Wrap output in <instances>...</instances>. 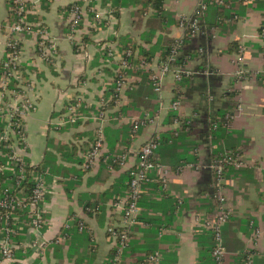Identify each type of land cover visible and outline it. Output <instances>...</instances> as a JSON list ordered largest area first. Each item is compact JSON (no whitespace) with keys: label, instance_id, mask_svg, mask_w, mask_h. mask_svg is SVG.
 <instances>
[{"label":"crops","instance_id":"1","mask_svg":"<svg viewBox=\"0 0 264 264\" xmlns=\"http://www.w3.org/2000/svg\"><path fill=\"white\" fill-rule=\"evenodd\" d=\"M76 1L30 0L32 14L40 18L57 41L58 56L54 63L40 60L35 36L18 35L22 44V68L26 79L34 84L33 94L38 95V107L28 116L25 125L28 157L35 164L42 163L45 151L54 150L50 142L75 144L81 157L93 145L100 124L106 134L117 133L127 124H134V128L126 130L131 136L128 144L120 140L114 145L117 158L113 162L120 160L121 164L117 168L110 167L98 174L102 163L106 164L113 156L106 139L103 154L90 169H85L83 163L62 162L82 170L83 174L80 178L74 177L69 191L58 176L48 182L47 224L43 230L48 248L44 256L35 248H28L30 252L24 264H105L114 248L107 229L111 225L121 226L123 216L113 199L104 201L103 194L111 192L110 188L121 175L136 164L140 148L153 135L178 128L183 121L190 124L188 140L194 146L188 152L196 154L198 160L178 167H172L170 162L162 164L167 168L165 178L157 169L151 171L153 179L143 188L142 218L132 227V245L126 263L137 264L139 258L154 248L161 258L159 263L150 264H198L202 252L214 244L213 234L201 221L216 212L219 196L224 194L225 206L231 212L223 226L228 264H235L236 258L243 254L252 258L253 264H264V51L261 50L264 40L259 32L264 25V9L248 10L241 17L217 22L212 9L206 8L201 15L204 18L200 31L180 52L181 56L191 54L182 67L183 85L173 73H168L160 92L150 90L153 96L141 95L137 110L116 116L115 109L130 102L126 88L142 81L137 72L156 71L163 61L157 51L150 62L143 64L144 54L136 47L119 106L114 109L107 106L102 120L90 118L61 125L60 119L74 99H81L90 107H99L103 99L107 102L111 99L106 97V91L113 86L107 88L106 82L114 76L100 70L103 63L98 55L114 36L131 38L137 46L149 49L166 36L177 39L184 35L180 25L168 19L158 18L156 25H149L155 10L149 8L140 13L142 0H126L128 5L120 8L117 18L109 13L112 9L98 0L92 4L96 11L103 12V21L96 26V11L86 12L77 39L83 40L84 35L90 38L78 50L77 44L67 36L69 15L65 9ZM163 8L177 19L190 18L199 11L200 0H165ZM12 23L8 0H0V64ZM152 31L151 43H146L144 37ZM235 44L240 47L239 51ZM112 61L119 62L107 59L105 64L111 68ZM241 69L243 74H239ZM174 102H179L177 109L172 108ZM171 111L178 115L172 124L166 121ZM225 113L229 116L227 123L213 128L214 122L220 121ZM233 150L241 153L244 166L226 168L219 187L213 164L221 153ZM156 155L161 161L157 151ZM89 197L90 202L99 201V204L85 208ZM72 215L82 218L90 229V248L84 242H67L64 231ZM36 236L33 234L31 238ZM54 243L62 245L63 250H54Z\"/></svg>","mask_w":264,"mask_h":264},{"label":"built area","instance_id":"2","mask_svg":"<svg viewBox=\"0 0 264 264\" xmlns=\"http://www.w3.org/2000/svg\"><path fill=\"white\" fill-rule=\"evenodd\" d=\"M82 4H73L69 12V33L68 38L77 44L78 50L83 48V41L77 39L79 25L84 19L88 10L96 11L92 3L98 0H83ZM101 1V0H100ZM249 0L248 2H252ZM16 19L11 25V36L7 41L6 52L1 62L2 74L0 75V172L10 173L11 176L7 185L0 184V264H14L17 261L16 250L21 248L25 253L28 248H35L37 252L44 256L47 250V241L44 240L43 229L47 224L45 217V201L50 192V185L47 182L46 174L35 169L27 171V167H33L37 164L27 161L28 143L26 134V120L38 107V95L33 94L34 84L26 79L24 69L22 68L21 55L22 44L19 34H28L36 37L38 57L46 63H54L58 56L57 41L52 37L49 30L42 25L40 21L32 22L28 15L32 13L30 0H13ZM207 4L205 0H200L199 11L190 18H183L180 27L184 30L189 29L190 36L193 37L200 31V18ZM112 14V11L109 10ZM96 23L98 26L103 21V12L96 11ZM184 36V35H183ZM182 36V37H183ZM181 37V38H182ZM181 38L175 42L171 53L158 66L156 71H152L151 80L155 91L160 92L162 80L168 73H173L176 80H181L185 72L183 66L177 65L176 60L183 47ZM118 42L110 41L104 45L107 49L109 59H117L120 63L118 71L132 67L129 57L133 50L129 49L126 56L118 50ZM242 49V48H241ZM244 49V48H243ZM242 49V50H243ZM108 59V60H109ZM146 64L144 60L142 62ZM116 72V71H115ZM240 70L239 74H243ZM107 80L106 87L114 85L117 92L115 104L118 107L123 97V89L126 77L117 80ZM101 110L88 114L81 113L82 100L74 99L67 106V111L60 119V124H75L82 119H103L106 116L108 102L103 99ZM179 102H174L173 109H177ZM86 107V106H85ZM229 116L226 117L228 120ZM227 123V122H226ZM218 123H214L213 128H217ZM159 145V135L149 139L139 150L138 160L130 168L131 180L129 183V192L126 197L119 198L114 204L121 208L123 221L121 230L118 226L111 225L107 231L112 240H114V253L108 258L106 264H122L123 254L129 245L132 227L138 222L140 214L139 199L141 196L143 184L149 180L152 170L157 169L161 176H167V168L162 166L156 155ZM105 146L104 126L100 124L96 130V138L91 146L83 155L85 169H90L95 165L97 159L103 154ZM240 168L244 166V159L241 153L228 151L221 153L216 157L213 164L218 186L221 187L224 180V172L228 167ZM31 176L33 188L30 193H25L21 188L23 181ZM219 206L214 214H209L203 218L198 217L197 222H203V225L213 234L214 246L212 255L214 264H226L227 249L224 243L223 226L230 218V210L225 206L226 196H219ZM24 225L29 226V233L36 234L35 238H28V241L17 244L13 237L20 234ZM30 236V235H29ZM65 239V237H63ZM58 241V240H57ZM161 254L154 252L150 254L142 264L159 263ZM246 264H253L252 258H248Z\"/></svg>","mask_w":264,"mask_h":264},{"label":"trees","instance_id":"3","mask_svg":"<svg viewBox=\"0 0 264 264\" xmlns=\"http://www.w3.org/2000/svg\"><path fill=\"white\" fill-rule=\"evenodd\" d=\"M43 1H46V0H43ZM164 1L165 0H142L143 7L141 8V10H139V12L143 13L144 11H146V9H149V8L155 10V13H153V15L149 18L150 20L148 21L149 25H152V26H154L158 23V18H161L162 20L168 19L170 23H176L177 25H180L182 19H177V18L173 17L170 13L164 11V8H163L164 7ZM248 1L249 0H205V2L207 4V9L208 8L212 9L213 14H214L217 22L220 21V19L233 20L237 16L241 17L244 14H246L248 12V10H253V9H257V8L264 9V0H253L252 2H248ZM83 2H84L83 0H78V1L74 2L73 4H82ZM127 3L128 2L126 0H102V5L106 6L107 8L112 9V14L116 18L119 17L120 8L122 6H127L128 5ZM8 4L10 5L11 16L13 18V21H15L16 14L14 12L13 0H8ZM73 4H71L65 8L68 15H69V12H70ZM34 16L35 15H33L32 13L29 14L28 19L32 22L40 21V18L34 17ZM199 18H200V24H201L204 17H201V15H199ZM83 20L79 25V29L82 28ZM259 32L263 36V40H264V25L262 27H260ZM153 35H154V31H152V33H149L148 35H146L144 37L145 42L151 43V39H152ZM89 38H90L89 36L84 35L82 41L86 42L89 40ZM191 38L192 37L190 36L189 29L185 30L184 36L181 38L182 44L184 45V44L189 43ZM117 40H118V45H117L118 50L120 52H122L125 56H126V53L129 49L133 50V54L129 57L130 61H132V58L134 57L135 48L139 47L141 53L144 54L145 61L150 62L152 60V58L156 55L157 51H159L161 53V58L163 60L165 58H167V56L171 53L172 47L175 44V42L178 40V38L175 39V38H170V37L166 36L161 41H157L149 49H147L143 45L137 46L135 44V42L132 41L131 38H127L124 36H116V37L114 36L112 38L113 42L117 41ZM235 47L239 51L240 47H238L237 44H235ZM261 50L264 51V46H261ZM189 56H191L190 53H187L183 56L179 55L177 60H176V64L180 65V66H184L186 64L187 60L189 59ZM98 59L101 61V64L103 63L101 65L100 70L102 72L106 71L107 73L114 76L113 77V79H114L113 83H116L117 80H119L123 77H127V75L129 73H131L130 69H123V70L118 71V68L120 65L119 62H115V61L113 62L112 61L113 66H111V68H110V66H108V63L105 64L107 59H109L106 48H103L102 50H100V54L98 55ZM109 60H112V58ZM111 69H112V71H111ZM137 73L139 75H141L142 81L137 82V83H131L128 86V88H126L125 93L129 97L130 102L125 107L119 106L118 108H116L114 111V114H116V116H119L122 114H129V110H137L138 106L140 105L139 97L141 95H145L147 97L153 96V94H150V90L151 91L154 90V86H153V83L151 80V74H152L151 69L140 70ZM1 74H2V65L0 64V75ZM179 81H180L179 84L183 85L184 81H182V79ZM114 85L115 84H113L112 85L113 87L108 88L106 91V97L109 99L111 98L108 101V108H110V109H114L116 106L114 101L117 97L116 96L117 92H115V90H114ZM177 95H179V93ZM102 107L103 106H99V107L86 106L85 107V104H82L81 113L89 115L91 112H97V111L101 110ZM225 117H226V113L222 114V116H221L222 119L217 122L218 125L219 124H221V125L225 124V122H226ZM177 118H178L177 113L175 111H171L168 114L166 121H167V123L172 124ZM79 122H80V120L78 122H76L75 124H77ZM187 127L190 128V124L187 123V121H183V123L181 124L180 127L175 128V129H169V130H166V131L160 133L159 145H158V148L156 151L161 156V161H160L161 164H166V162H170L172 167H178V166H181L183 164H187L189 162H191V163L197 162V160H198L197 155L196 154H190L188 152L194 146L188 140L189 134H187ZM131 128H134V124H129V125L127 124L126 126L123 125L122 128L117 130V133L110 131V133L106 134V132H104V137H105L106 141L108 140V142L111 145L110 150H112V151H109V153L112 154L113 156L109 159V162H107L106 164L102 163L100 172L98 174H101V173L108 171L110 167L117 168L118 166L121 165L120 160H116L117 162H113V159L117 158L116 157L117 151H114V147H115L114 145L116 142H118L120 140H122L123 142H127V144H128V142L131 140L130 139L131 136L129 133L128 134L126 133V130L127 129L130 130ZM155 136L156 135H153L152 138H154ZM95 138H96V134H95ZM188 142L191 143V145H189ZM49 144H50V146L54 147V150H52V151L46 150L45 151V158L42 161V163L37 164L33 167H27V171H29L31 169H35L38 172H41L44 174L48 170L49 172H48V174H46L47 182L51 183L53 176H58L60 181H63L67 184L66 190L69 191L71 186H72L71 181L75 178L76 179L80 178L82 176L83 172H81L82 170H80V169H76V168H73L71 166H67V165L63 164L62 162H66L69 165H70V163H75V164L81 165L82 163H84V157H83L84 154L81 156L82 158L78 156V150H77V146L75 144L66 143V142H52V143L50 142ZM0 148L2 149L3 146L0 145ZM179 149H181V151H177ZM86 151H84V152H86ZM233 152H239V151L233 150ZM0 158L3 159V157L1 155H0ZM27 161H28V163L31 162L29 158H27ZM10 176H11L10 173L3 174L2 172H0V184L1 185L9 184L7 182V179L9 180ZM151 179H153L152 175H150L149 180L143 184V188L145 187V185L149 184V181ZM130 180H131V176H130V169H129V170L125 171L121 175L119 180H117L113 184V186L110 188L111 192L108 191V192H105L103 194V197H102L103 200L106 201V200H109L111 198V199H113V202H115L119 198L126 197L128 195V192H129ZM89 181H90V179H89ZM33 186H34V184H33V181L31 179V176L28 175V177L23 181L21 188L24 189L23 191L27 194V193L31 192V189L33 188ZM143 188H142L141 196L139 199V205L142 207L144 206ZM97 204H99V201L90 202V197H89L87 199V202L85 203V208H91L92 206L96 207ZM100 207L102 208V206H100ZM101 208H100V210H101ZM141 218L142 217L139 214L138 219H141ZM70 219L71 220H70L69 226H67L65 228V231H64V234L67 237V242L68 243H77V244L84 242L90 248V229L88 228L87 224L84 222V220L82 218L77 217L75 215L70 216ZM23 226H24V228L20 232V234L13 237L14 241H16L17 244H21V243L25 242L26 239L29 237L31 239V237L33 235V234L29 233V226L24 225V224H23ZM118 229L121 230L122 228L120 226H118ZM131 245H132V243L129 242V245L123 254L122 264H127L126 263V258L128 255L127 253L129 251V249L131 248ZM213 246H214V244H213ZM213 246L210 249L202 252V254L198 260V264H214V258L212 255ZM52 247L54 248V250L55 249H58L60 251L63 250L62 245H57L55 243L52 244ZM154 250H155L154 248L150 249L148 254H146L142 258H139V261L137 264H142L145 261L146 256L148 257L150 254L154 253ZM29 252H30V250L28 252L26 251L24 253L21 248L17 249L16 253H15L17 261L14 264H24L23 261L27 257ZM113 253H114V249L111 251L109 258H111L113 256ZM248 258H249V256L247 254H243L242 256L236 258L235 264H246V261L248 260ZM226 264H228L227 259H226Z\"/></svg>","mask_w":264,"mask_h":264}]
</instances>
